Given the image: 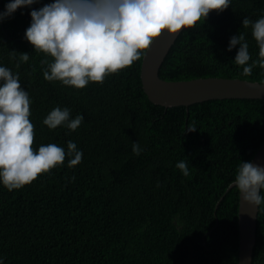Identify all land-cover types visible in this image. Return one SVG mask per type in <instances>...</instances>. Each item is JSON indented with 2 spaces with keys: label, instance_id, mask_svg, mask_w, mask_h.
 Returning <instances> with one entry per match:
<instances>
[{
  "label": "trees",
  "instance_id": "trees-1",
  "mask_svg": "<svg viewBox=\"0 0 264 264\" xmlns=\"http://www.w3.org/2000/svg\"><path fill=\"white\" fill-rule=\"evenodd\" d=\"M9 2L0 0V12ZM51 2L37 0L0 22V65L19 73L29 92L33 148L55 143L67 151L71 140L83 158L69 168L66 156L19 190L0 185V257L5 264H238L239 192L229 186L241 161H251L264 142V98L154 103L142 84L143 57L83 89L46 81L44 54L34 52L24 33L31 10ZM261 15L264 0H232L223 12L212 10L180 32L160 76L264 83L259 66L241 75L233 62L239 45L227 51L230 38L242 33L252 60L258 58L242 20ZM19 52L30 59L17 68ZM57 106L68 107L72 118L84 116L77 130L43 125ZM193 122L197 130L185 132ZM133 142L143 148L139 156ZM180 160L188 163L189 177L175 167ZM253 264H264V205Z\"/></svg>",
  "mask_w": 264,
  "mask_h": 264
},
{
  "label": "clouds",
  "instance_id": "clouds-1",
  "mask_svg": "<svg viewBox=\"0 0 264 264\" xmlns=\"http://www.w3.org/2000/svg\"><path fill=\"white\" fill-rule=\"evenodd\" d=\"M35 3L37 0H10L0 12V22L18 8ZM231 4L232 0H53L31 10L24 39L35 53L44 54L41 65L46 81L83 89L90 82L102 84L108 75L140 60L164 30L176 34L193 28L212 10L223 12ZM242 26L251 28L259 48L258 58L252 60L242 33L230 38L227 51L239 45L233 62L242 66L241 75L250 76L256 66L264 70V15L255 21L245 17ZM19 53L17 68L30 59L29 53ZM30 104L29 92L21 86L19 73L0 65V185L8 191L19 190L38 175L63 165L66 156L69 168L83 158L82 151L71 140L67 142V151L55 143L33 148L35 132ZM83 121V115L72 118L68 107L57 106L42 123L49 130L63 126L75 131ZM197 128L193 122L185 132H195ZM142 151L139 143L133 142V154L139 156ZM175 167L183 176H190L186 161H178ZM232 187L238 190L243 202L259 209L264 205V165L241 161ZM0 264H5L3 257Z\"/></svg>",
  "mask_w": 264,
  "mask_h": 264
},
{
  "label": "water",
  "instance_id": "water-1",
  "mask_svg": "<svg viewBox=\"0 0 264 264\" xmlns=\"http://www.w3.org/2000/svg\"><path fill=\"white\" fill-rule=\"evenodd\" d=\"M180 32L169 34L167 30H164L159 37L155 38L150 49L146 50V54L143 56L141 65L142 84L152 102L164 106H189L211 99L264 98V83L259 81L229 77H199L188 80H166L162 78L160 68ZM251 161L264 165V142ZM231 187L232 184L229 188ZM258 212V208L243 202L239 194L238 264H253Z\"/></svg>",
  "mask_w": 264,
  "mask_h": 264
}]
</instances>
